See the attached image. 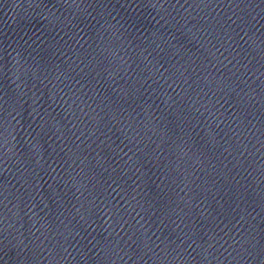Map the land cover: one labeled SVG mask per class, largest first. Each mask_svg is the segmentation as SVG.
I'll return each mask as SVG.
<instances>
[{"label": "water", "instance_id": "obj_1", "mask_svg": "<svg viewBox=\"0 0 264 264\" xmlns=\"http://www.w3.org/2000/svg\"><path fill=\"white\" fill-rule=\"evenodd\" d=\"M0 264H264V0H0Z\"/></svg>", "mask_w": 264, "mask_h": 264}]
</instances>
